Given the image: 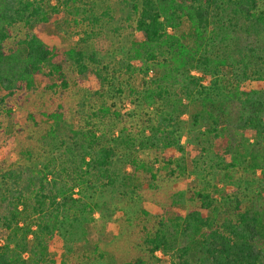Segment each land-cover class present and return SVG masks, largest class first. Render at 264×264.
Wrapping results in <instances>:
<instances>
[{"label":"trees","instance_id":"16d2710c","mask_svg":"<svg viewBox=\"0 0 264 264\" xmlns=\"http://www.w3.org/2000/svg\"><path fill=\"white\" fill-rule=\"evenodd\" d=\"M49 2L0 0V100L25 94L42 77L68 87V60L80 74L88 71L82 50L50 47L30 33ZM19 24L27 34L11 45ZM133 31L109 90L132 108L124 116L103 101L84 127L72 128L80 150L68 156L73 176L63 178L54 163L0 171V264H67L70 246L59 262L50 258L55 239L93 212L88 204L99 191L126 188L135 204L116 211V238L130 235L131 251L109 260L98 246H83L73 264H155L157 252L172 253L170 264H264V191L244 198L224 192L243 177L264 180V88L243 85L253 76L264 80V0H141ZM49 117L56 125L64 119L58 111ZM195 131L213 167L211 179L186 187L181 141ZM169 180H182L184 189L170 204L140 196L144 182L155 192Z\"/></svg>","mask_w":264,"mask_h":264},{"label":"rangeland","instance_id":"374dc122","mask_svg":"<svg viewBox=\"0 0 264 264\" xmlns=\"http://www.w3.org/2000/svg\"><path fill=\"white\" fill-rule=\"evenodd\" d=\"M43 1L49 2V0ZM140 1L50 0L49 5L43 8L44 21L36 23L30 33L50 47L60 50L70 48L82 50L88 71L80 74L75 65L68 60L62 67L68 80V87L56 84L52 77H42V80H37L36 86L25 94L19 93L14 97L0 100V171L15 168L40 169L48 163H54L58 174L69 179L67 175L73 176L69 153L75 150L77 154L80 151L76 148L72 128L75 125L84 127L91 110L97 109L103 101L113 110L120 111L121 115L125 116L130 112L131 100L118 96L113 89L111 92L109 90L115 84L112 72L119 67L120 61L126 60L130 50L136 8ZM27 31L22 24L15 26L11 30L8 43L12 45L23 39ZM89 56H93L95 61L92 62ZM95 72L101 73L106 81L101 83L95 77ZM193 74L197 75L195 72ZM243 85L246 89H262L264 80L253 76ZM57 111L64 115V119L61 118V123L58 125L49 117ZM184 118L186 119L187 116ZM101 120L104 123L102 126L104 139L111 140L112 134L108 129L110 122L105 118ZM201 130L203 131V128ZM197 133V131L192 132L190 142L187 143V136L181 141L185 147L182 157L187 165V177L184 183L186 187H194L203 177L207 180L211 179L210 171L213 164L210 155L203 152L196 143ZM123 152L122 148H117L118 159H122ZM177 156L180 157L181 154ZM122 167L121 163L117 164V168ZM234 183L236 185L234 184L233 188L228 187L224 192L233 190L244 198L255 188L264 191V180L259 173L256 177H243ZM146 185L147 183L144 182L141 193L137 191L140 196L162 206L176 200L177 194L183 189L182 180L166 181L155 192L152 191L153 189L147 190ZM127 192L134 191L131 188L117 189L109 194L99 191L94 203H86L91 205L93 212L92 210L83 212L79 218L77 217L79 222L75 223L72 229L55 239L50 258L56 262L62 260L66 246L73 248L71 252L73 254L70 253L67 264L77 261L83 246H98L101 254L109 260L128 254L133 247L132 237L125 235L124 232L123 236L116 238L121 232L119 233L118 225L115 223L119 214H116V211L135 204L133 201L129 202L130 198L125 196ZM176 208L181 213L185 212L183 204H178ZM85 221L88 222L85 223L84 232L80 224ZM5 236L6 232L0 230V243ZM172 260V253L155 254V264H170Z\"/></svg>","mask_w":264,"mask_h":264}]
</instances>
